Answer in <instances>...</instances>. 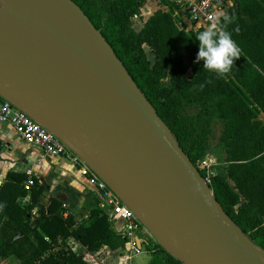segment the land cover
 Masks as SVG:
<instances>
[{"label": "trees", "instance_id": "trees-1", "mask_svg": "<svg viewBox=\"0 0 264 264\" xmlns=\"http://www.w3.org/2000/svg\"><path fill=\"white\" fill-rule=\"evenodd\" d=\"M113 47L116 55L170 127L179 146L200 174L199 162L218 156L209 187L233 221L264 248V0H234L223 27L239 52L222 75L194 62L199 31L180 28L168 0L135 30L131 19L146 0H73ZM155 54L147 57L144 46ZM168 80L165 83V80ZM2 97L0 96V99ZM191 110H195L193 113ZM223 125L219 141H209L210 125ZM45 187L35 176L9 171L0 183V259L17 264H87L69 238L88 251L125 245L113 221L98 205L80 219L56 197L34 209ZM29 196V202L22 200ZM148 264H182L158 242L148 246ZM104 256L105 254L102 253Z\"/></svg>", "mask_w": 264, "mask_h": 264}, {"label": "water", "instance_id": "water-1", "mask_svg": "<svg viewBox=\"0 0 264 264\" xmlns=\"http://www.w3.org/2000/svg\"><path fill=\"white\" fill-rule=\"evenodd\" d=\"M19 1L67 52L0 8V96L61 138L182 264H264L81 7Z\"/></svg>", "mask_w": 264, "mask_h": 264}, {"label": "built area", "instance_id": "built-area-1", "mask_svg": "<svg viewBox=\"0 0 264 264\" xmlns=\"http://www.w3.org/2000/svg\"><path fill=\"white\" fill-rule=\"evenodd\" d=\"M168 1L172 5L173 16L177 19L178 26L187 31L205 29L215 32L225 31L224 21L228 11L234 5V0ZM161 8L169 10L170 6L162 5ZM0 123L10 124L20 139L30 146L39 147L44 155L67 157L73 164L79 165L80 173L86 175L93 187L98 205L113 221L117 231L126 241L120 250L121 259L127 262L135 254L140 253L145 246H152L157 242L152 232L107 182L54 132L4 98L0 99ZM219 164L218 158L212 154H207L199 162V168L205 172L203 178L208 184L215 172V167ZM138 238L142 239L141 245H138ZM84 259L87 264H103L104 257L102 251L98 250L87 253Z\"/></svg>", "mask_w": 264, "mask_h": 264}, {"label": "crops", "instance_id": "crops-1", "mask_svg": "<svg viewBox=\"0 0 264 264\" xmlns=\"http://www.w3.org/2000/svg\"><path fill=\"white\" fill-rule=\"evenodd\" d=\"M7 126L14 131L10 124L3 123L0 126V144L6 141L11 134L10 130L9 133L6 132L5 127ZM10 143L13 147L5 152L0 151V183L9 171L25 172L37 177L45 189L34 209L35 214L38 209L45 207L52 197L61 200L67 209V214L71 213L74 216L83 208L89 193L96 199L93 187L86 175L81 174L79 165L73 164L67 157L46 156L39 147L30 146L19 137L12 139ZM65 159L70 160L71 164L64 165ZM29 198V196L25 197L22 202H29ZM68 242L76 253L84 257L90 253L74 238H69ZM100 250L105 254L102 255L103 264H132L133 257L125 262L121 259V251L118 252L117 249L107 248L106 250L104 246Z\"/></svg>", "mask_w": 264, "mask_h": 264}, {"label": "rangeland", "instance_id": "rangeland-1", "mask_svg": "<svg viewBox=\"0 0 264 264\" xmlns=\"http://www.w3.org/2000/svg\"><path fill=\"white\" fill-rule=\"evenodd\" d=\"M10 4L11 3L8 0H0V8L3 9V11L8 13L9 15L14 16V14L8 8ZM161 7L162 5H160L159 0H146L143 6L141 7L140 12L131 19L132 27L137 31L141 29L144 22L150 17V15H152L158 8ZM144 49L150 61L154 62L155 54L152 51V49L147 45L144 46ZM164 82L167 83L168 80L166 79ZM194 111L195 110H191L190 112L193 113ZM260 120L264 121V115L260 116ZM2 124L3 123H0V126H2ZM222 129H223V125L219 121H213L211 123L210 132H209V141L213 147L216 146V144L218 143ZM5 130L7 133H9L10 130L11 134L9 135V138L6 140L9 141V143H6V141H2V143L0 144V151L2 152H5L9 150V148L13 147L10 141L18 137L15 131L11 130L9 126L5 127ZM212 155H215L218 158V156H222L224 154L218 152V153H213ZM64 161H65L64 165L71 164L70 160L68 159H65ZM93 206H95V198L92 197L91 193H89L88 198L85 200L83 208L76 215L77 219H80L82 216H84L87 213L88 209L92 208ZM148 246L149 245L145 246V248H143V250L140 253L135 254L133 256L132 264H147L151 256L150 252L147 250ZM122 247H119L117 249L118 252H120ZM18 262L19 260L15 256H10L8 258L0 259V264H17Z\"/></svg>", "mask_w": 264, "mask_h": 264}, {"label": "clouds", "instance_id": "clouds-1", "mask_svg": "<svg viewBox=\"0 0 264 264\" xmlns=\"http://www.w3.org/2000/svg\"><path fill=\"white\" fill-rule=\"evenodd\" d=\"M195 39L199 47L194 62L202 60L204 69L216 75L226 73L238 58L239 50L228 32L205 29L198 32Z\"/></svg>", "mask_w": 264, "mask_h": 264}, {"label": "bare ground", "instance_id": "bare-ground-1", "mask_svg": "<svg viewBox=\"0 0 264 264\" xmlns=\"http://www.w3.org/2000/svg\"><path fill=\"white\" fill-rule=\"evenodd\" d=\"M11 4L8 7L16 19L29 31L39 38L55 45L63 52H67L56 36L35 16V14L19 0H8ZM8 17L9 14H7Z\"/></svg>", "mask_w": 264, "mask_h": 264}]
</instances>
